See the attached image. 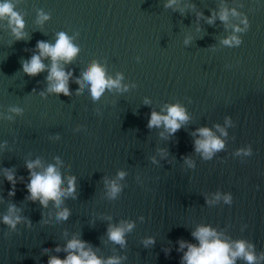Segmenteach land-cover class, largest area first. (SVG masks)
<instances>
[{
    "label": "water",
    "instance_id": "95a60500",
    "mask_svg": "<svg viewBox=\"0 0 264 264\" xmlns=\"http://www.w3.org/2000/svg\"><path fill=\"white\" fill-rule=\"evenodd\" d=\"M7 2L24 27L17 39L0 19V264L64 260L73 238L105 261L182 264L188 249L179 242L199 246L192 233L200 226L254 245L264 264V0ZM59 33L78 48L58 62L71 74L69 95L49 91L50 57L36 76L22 68L38 42L54 45ZM230 37L240 43L225 44ZM94 63L119 79L98 99L83 77ZM173 105L187 116L180 129L148 128L152 112ZM204 127L224 144L210 159L195 147L193 133ZM37 160L33 171L54 166L63 190L75 177V193L59 206L29 198L27 164ZM6 170L15 175L12 196ZM11 205L14 229L3 222ZM64 209L68 219H58ZM128 223L124 245L109 239V225Z\"/></svg>",
    "mask_w": 264,
    "mask_h": 264
},
{
    "label": "clouds",
    "instance_id": "9594fccd",
    "mask_svg": "<svg viewBox=\"0 0 264 264\" xmlns=\"http://www.w3.org/2000/svg\"><path fill=\"white\" fill-rule=\"evenodd\" d=\"M173 3H175V0H169L166 7L171 6ZM13 8V4L7 2V0H5V2H0V19L7 17L9 25L13 26L12 31L17 39H22L23 34L20 30L24 27V22ZM44 19H47V17H44ZM220 19L222 21H227L228 13L226 10L220 14ZM212 22L210 18L209 23ZM233 41H235L236 44L240 43L236 37H230L224 40V43L231 44ZM37 49L38 54H34L29 61L23 63L22 68L24 73L29 76L40 74L46 67L45 64L42 63V57H50L52 65L47 77L48 81L51 82L49 91L57 94L63 93L64 95H69L68 80L71 74H66L65 71L61 70L58 62L60 60L70 62L76 56L78 48L71 43L70 38L66 34L59 33L54 45L40 41L37 44ZM83 77L84 80L90 84V91L94 99H98L105 88H112L114 86L119 87V79H106L104 69L95 63L83 73ZM79 82L78 80L77 83ZM13 111L18 112L20 110L13 109ZM185 120H187V116L185 115L184 109L178 105H173L168 107L166 115L152 112L148 121V128L160 127L163 125L170 134H174L181 127V123L179 122ZM216 127L219 128V125ZM221 131L223 132L222 129ZM197 133L201 139H196L195 141L196 151H202L206 159H210L215 151H219L224 147L223 142L215 137L212 131L207 127L197 129L196 133H193V135ZM246 154L251 155V148L247 150ZM39 163L40 162L37 160L34 163L29 162L27 164L30 175V180L27 184V191L30 194L29 198L32 201L39 200L41 206L45 208L48 206L50 200L55 201L59 206L61 197L75 193V177L68 178L67 189L63 190L61 188L63 183L62 176L56 171L54 166H48L42 173L33 171L34 168L39 166ZM6 173V180L13 186V191L9 192V195L12 196L15 194V175L11 170H6ZM119 176L122 178L124 173L120 172ZM119 191V186L113 182L110 185V195L115 197ZM73 198L75 197L73 196ZM218 198L219 196H217V199ZM224 199L225 202L231 203L230 196H225ZM16 211L15 205H11L8 209L9 214L3 217V222L13 229L20 220L19 216L13 218ZM69 215V210L64 209L58 213L57 218L67 220ZM132 227L133 224L131 223H128L126 226L121 225L116 227L109 225V239L115 243L124 245V234L126 231H130ZM192 235L199 241V246L186 241L179 242L180 250L185 247L188 249L182 257V264H235L238 258L245 260L247 264H257L258 257L255 255L254 245L246 241L241 240L229 243L221 239L217 232L209 226L198 227ZM152 243H154V240L151 238L144 241L145 246ZM59 250V247H57V251ZM65 251L69 253L66 259L61 260L53 256L48 259V264H119L117 258H109L105 261L97 257L90 248L86 249L85 241L76 238H73L67 243ZM261 258H264V255H262Z\"/></svg>",
    "mask_w": 264,
    "mask_h": 264
}]
</instances>
